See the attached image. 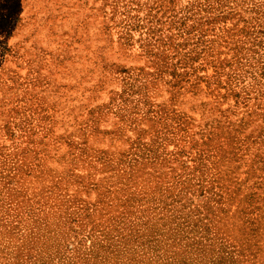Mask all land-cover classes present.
<instances>
[{
    "label": "rangeland",
    "instance_id": "374dc122",
    "mask_svg": "<svg viewBox=\"0 0 264 264\" xmlns=\"http://www.w3.org/2000/svg\"><path fill=\"white\" fill-rule=\"evenodd\" d=\"M0 264H264V0H0Z\"/></svg>",
    "mask_w": 264,
    "mask_h": 264
}]
</instances>
